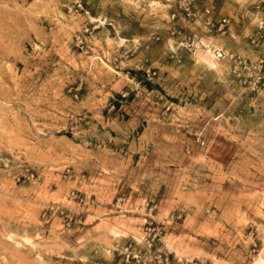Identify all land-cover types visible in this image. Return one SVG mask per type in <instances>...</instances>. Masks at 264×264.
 <instances>
[{
  "label": "rangeland",
  "instance_id": "1",
  "mask_svg": "<svg viewBox=\"0 0 264 264\" xmlns=\"http://www.w3.org/2000/svg\"><path fill=\"white\" fill-rule=\"evenodd\" d=\"M196 2L0 0V264H264V0Z\"/></svg>",
  "mask_w": 264,
  "mask_h": 264
},
{
  "label": "built area",
  "instance_id": "2",
  "mask_svg": "<svg viewBox=\"0 0 264 264\" xmlns=\"http://www.w3.org/2000/svg\"><path fill=\"white\" fill-rule=\"evenodd\" d=\"M173 10L169 15L170 21L174 20L176 16L181 14V18L183 21H202L204 23H210V15L211 9L208 6H201L199 7L196 0H172ZM218 23V30L223 29L229 23V17L222 16L217 21ZM185 49L188 50H198V49H208L211 46L204 44L201 39H198L194 36H188L184 43L182 44ZM213 58L219 60L225 57V52L222 48L214 46L213 48Z\"/></svg>",
  "mask_w": 264,
  "mask_h": 264
},
{
  "label": "bare ground",
  "instance_id": "3",
  "mask_svg": "<svg viewBox=\"0 0 264 264\" xmlns=\"http://www.w3.org/2000/svg\"><path fill=\"white\" fill-rule=\"evenodd\" d=\"M203 51H204L203 53L209 55V56L212 58L213 53H212V51H211V48H208V49H207V51H209V52H208L209 54H208L205 50H203ZM210 54H212V56H211Z\"/></svg>",
  "mask_w": 264,
  "mask_h": 264
}]
</instances>
